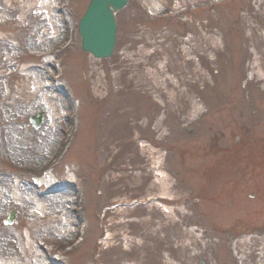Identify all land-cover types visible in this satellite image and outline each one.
<instances>
[{
    "label": "rangeland",
    "instance_id": "obj_1",
    "mask_svg": "<svg viewBox=\"0 0 264 264\" xmlns=\"http://www.w3.org/2000/svg\"><path fill=\"white\" fill-rule=\"evenodd\" d=\"M57 1L60 10L54 8ZM9 2L0 0L1 15L11 19V23L0 20V66L7 57L23 54L35 57L23 58L34 62L37 66L32 69L41 73L23 77L0 67V88H10L14 97L25 95L21 103H11L14 107L31 98L30 90L40 88L44 109L25 114L21 124L30 135L25 139L35 143L41 137L39 129L51 117L56 121V133L69 135L46 173L57 181L50 191L66 187L70 191L64 203L54 202L49 210V229L37 226L30 232L28 220L22 219L24 211L10 207L0 214V235L7 232L16 238L21 256H25V244H31L26 235H43L45 242L38 254L47 264H195L199 255L195 247L204 244L199 229L188 227L177 237L161 216L165 212L162 206L143 203L149 196H161V189L168 197L176 195L173 177L165 179L156 168L160 152H153L152 160L148 144L162 148L168 141L176 144L166 136L172 130L181 145L190 148L185 154L187 163H197L194 155L198 151L193 145L198 143L194 136L179 133V124L183 115L198 120L196 104L200 100L195 87L210 82L219 90L227 84L238 85L226 66L228 57L244 59L248 52L250 71L259 73L257 47L264 39V0H129L116 13L114 51L100 60L83 53L79 46L77 23L88 0H22L20 7ZM45 18L53 20L51 32ZM64 38L62 47L54 45L57 74L49 66L46 75L39 68L41 52ZM249 40L253 44L247 51L244 43ZM51 76L59 87L56 91L50 86ZM49 91L58 95L56 102L47 101ZM152 94L163 97L165 106L150 103ZM183 102H187L186 108L181 107ZM173 107L184 109V114L162 119ZM3 110L4 103H0V116ZM39 112L46 120L35 128L29 118ZM1 137L0 154L5 160L0 161V175L23 184L30 173L11 172L12 166L7 164L10 153ZM79 137L83 145L76 146ZM78 157L80 164L75 161ZM19 161L34 168L35 160L23 157ZM250 162L255 164L257 158L251 157ZM72 172L73 183H66ZM10 210L15 212L14 222L5 225L2 220ZM59 223L62 227L57 228ZM49 231L61 240V234L73 231V240L59 245ZM78 241L80 245L74 247ZM245 243L264 244V238H239L237 247L242 249ZM217 249L216 262L230 258L226 247Z\"/></svg>",
    "mask_w": 264,
    "mask_h": 264
},
{
    "label": "flooded vegetation",
    "instance_id": "obj_2",
    "mask_svg": "<svg viewBox=\"0 0 264 264\" xmlns=\"http://www.w3.org/2000/svg\"><path fill=\"white\" fill-rule=\"evenodd\" d=\"M212 104L208 108L212 119L208 142L204 143L205 133H196L201 151L212 158L174 172L186 192L180 200L187 203L185 216L204 227L203 235L211 242H231L244 234L264 237V78L262 83L244 84L240 98ZM237 155L241 157L238 163L233 161ZM251 157L257 158L255 164ZM193 177L199 179L196 185L189 181ZM261 248L259 252L250 246L260 259L253 264H264V246ZM247 255L232 264H251Z\"/></svg>",
    "mask_w": 264,
    "mask_h": 264
},
{
    "label": "bare ground",
    "instance_id": "obj_3",
    "mask_svg": "<svg viewBox=\"0 0 264 264\" xmlns=\"http://www.w3.org/2000/svg\"><path fill=\"white\" fill-rule=\"evenodd\" d=\"M3 12L4 10L0 8V20L11 23L10 17H5L4 14L1 15ZM46 55L48 56L44 61L46 63H43L44 67H40L43 73H49V66H45V64L50 62V56L47 52ZM0 67L9 70V74L22 75L23 77H30L31 75L37 76L41 73L38 70L32 69L35 68L34 63L31 64V61L25 60L24 58H21V56L17 57L15 60L11 56L7 57L6 62ZM19 71L23 72L18 73ZM7 90L8 91L3 90L2 87L0 88V103H4L3 114L0 116V135L2 136L1 139L5 141V145L3 146L8 149L11 158V160L7 161V164L12 166L13 170H11V172L13 173L28 171L30 175H25L26 181L23 184L19 182L14 184L9 176L5 174L0 175V214H2L6 208L10 207L21 209L24 211L22 213V219L24 222H26L25 219L28 220L26 223L29 225L30 232L32 227L35 228L37 226L49 229L47 225L49 210L54 207V202L58 201L59 203H64L68 198V191L70 190L66 189V187L50 191V189L54 188L57 182L46 185L44 179L47 177L46 170L53 165V162L57 159L59 153H61L60 147L63 146L67 135L65 136V133H56V121L55 119L52 121L53 118L51 117L49 121L45 123L44 127L39 129L41 137L38 138L35 143L31 140L25 139L30 136L28 132H26L27 135L24 133L25 127L21 124L23 118L26 117L25 114L36 109H44V99L38 93L40 88L35 91L30 90L29 94H31V98L27 99L22 106L16 105L15 107L11 105V103H21L20 100L25 99V95L20 94L19 96L14 97L11 96L12 90L10 88H7ZM57 96L58 95L53 91H49L46 99L48 102L52 100L53 102H56V99H58ZM63 98L62 100L64 101ZM59 101L61 105H64L60 99ZM80 144L81 138L79 137L76 140L75 145L78 146ZM81 145H83V143ZM23 157L29 160H35V164L33 165L34 168H30L27 163H21L19 159ZM4 160V157L0 154V161L3 162ZM75 161L80 164V157ZM1 162L0 165L3 167ZM84 167L85 164L83 163V168ZM40 176H42L40 179H35V177ZM72 181V175L66 177V183ZM31 188H35V191L31 190ZM56 227H62V225L59 223ZM49 233L52 236L56 235H53L51 231H49ZM6 234L8 233L5 232L0 235V264H47L46 260L41 259L40 254H38V245L41 242L43 244L45 242L43 235L34 234L31 236L32 233L29 237L26 235V239H30L31 243L25 244L23 249L25 256L27 257L26 259L25 256L20 255L19 245L16 238L9 237ZM73 234V231H69L65 235L61 234L64 241L55 236L53 239L56 243L70 242ZM51 253L52 252L49 251V254Z\"/></svg>",
    "mask_w": 264,
    "mask_h": 264
},
{
    "label": "water",
    "instance_id": "obj_4",
    "mask_svg": "<svg viewBox=\"0 0 264 264\" xmlns=\"http://www.w3.org/2000/svg\"><path fill=\"white\" fill-rule=\"evenodd\" d=\"M127 0H90L79 20L78 30L81 38V49L91 53L95 58L110 56L114 42L116 23L114 11L121 9ZM43 119L42 115L32 118L36 125ZM13 214L5 220L11 222Z\"/></svg>",
    "mask_w": 264,
    "mask_h": 264
}]
</instances>
